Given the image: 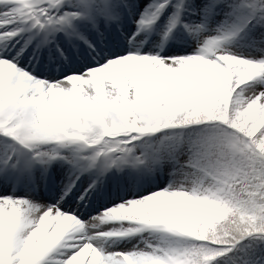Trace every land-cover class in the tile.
Here are the masks:
<instances>
[{
	"label": "snow or ice",
	"instance_id": "snow-or-ice-1",
	"mask_svg": "<svg viewBox=\"0 0 264 264\" xmlns=\"http://www.w3.org/2000/svg\"><path fill=\"white\" fill-rule=\"evenodd\" d=\"M0 264H264V0H0Z\"/></svg>",
	"mask_w": 264,
	"mask_h": 264
}]
</instances>
